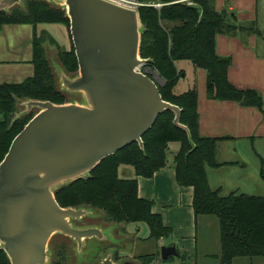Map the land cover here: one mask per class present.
Instances as JSON below:
<instances>
[{
	"label": "trees",
	"instance_id": "1",
	"mask_svg": "<svg viewBox=\"0 0 264 264\" xmlns=\"http://www.w3.org/2000/svg\"><path fill=\"white\" fill-rule=\"evenodd\" d=\"M179 1L135 0L142 26L139 56L147 62L145 69L150 67L163 80V85L158 88L161 99L180 109L179 124L186 130L173 125V112H163L142 136V146L133 142L105 158L87 176L55 190L54 197L61 208L101 210L109 222L145 224L148 238L154 241L167 238L171 230L152 212L153 203L138 197L137 178H151L164 169L168 145L177 143L178 149L173 156L175 182L180 188L192 189L195 218L205 216L217 220L220 264H231L242 258H264V197L237 193L223 196L220 190L210 189L206 169L225 165L216 162L215 152L217 144L227 138H208L199 134L195 87L180 94L174 91L183 77L175 64L187 61L194 70L205 72L208 98L263 111L262 99L256 91L240 90L229 83L230 61L215 52V37L219 33H257L258 30L256 24L249 28L236 26L226 11L215 10L214 0H194V6ZM155 4L160 7L155 8ZM39 24L64 25L69 32L65 11L50 7L42 0L27 2L24 11L12 8L10 14L0 12V28L3 25L36 27ZM41 44V39L34 34L31 61L34 72L31 77L18 84H0V162L12 140L34 116L28 113L15 118L18 100L48 101L56 105L68 102L54 85V76ZM58 60L66 72H77L72 42L68 51H58ZM121 166L132 168L134 177H120ZM138 259L142 264H150L153 256ZM172 260L174 257H169L164 263ZM0 264H9L2 250Z\"/></svg>",
	"mask_w": 264,
	"mask_h": 264
},
{
	"label": "water",
	"instance_id": "2",
	"mask_svg": "<svg viewBox=\"0 0 264 264\" xmlns=\"http://www.w3.org/2000/svg\"><path fill=\"white\" fill-rule=\"evenodd\" d=\"M69 20L77 72H58L60 90L82 102L56 105L28 100L29 120L0 162V250L9 264H46L52 236L63 235L80 252L85 240L108 241L101 230L75 223L89 208H61L54 191L87 176L102 160L141 138L165 111L179 124L180 109L161 99L163 80L140 58L138 10L112 0H56ZM21 0H0V12ZM233 13L229 14L232 19ZM163 246L160 259L177 257ZM100 264H113L111 254Z\"/></svg>",
	"mask_w": 264,
	"mask_h": 264
},
{
	"label": "crops",
	"instance_id": "3",
	"mask_svg": "<svg viewBox=\"0 0 264 264\" xmlns=\"http://www.w3.org/2000/svg\"><path fill=\"white\" fill-rule=\"evenodd\" d=\"M214 7L217 12L226 11L228 15L233 13L229 20H233L238 27L249 28L256 24L257 33L235 31L216 35L215 52L230 61L227 70L229 83L240 90L256 91L262 99L263 111L232 101L208 98L205 72L194 70L187 61L175 64L177 70L183 72L176 88L183 93L195 87L198 131L201 136L227 138L217 144L215 152L216 162L225 165L206 169L210 189L220 190L223 196L237 193L264 197V0H214ZM19 26L31 28L24 32L27 33L24 47H18V30H10ZM34 34L41 39L44 52L43 44L47 41L51 45L57 42V54L59 50L68 51L71 47L70 34L64 25H3L0 28V84H18L33 75L31 61ZM224 153L230 159L219 161L218 154ZM123 168L131 169V172H125L126 179L134 177L133 169L126 166L119 168V175ZM137 194L139 198L153 203L152 212L159 215L162 224L171 230L169 237L159 241L166 240L168 242L165 246H174L178 253L176 258L181 255L183 261L189 258L194 261L191 264H204L212 244L207 234L208 229L214 225V218H195L192 189L177 186L173 160L172 163L167 161L166 167L154 173L151 178L138 177ZM200 235L203 236L199 241ZM214 257L220 264L219 254ZM245 259L250 262H242ZM231 264H264V258L236 259Z\"/></svg>",
	"mask_w": 264,
	"mask_h": 264
},
{
	"label": "rangeland",
	"instance_id": "4",
	"mask_svg": "<svg viewBox=\"0 0 264 264\" xmlns=\"http://www.w3.org/2000/svg\"><path fill=\"white\" fill-rule=\"evenodd\" d=\"M36 1V0H21L19 5H15L12 8H17L21 10H25L27 2ZM50 7H59L61 4L56 0H42ZM132 4L130 5L134 9H138V4L135 0H128ZM176 1V0H174ZM179 2H183L188 6H194V0H180ZM159 5L160 4H155ZM11 8V9H12ZM159 8V7H155ZM11 9L7 11H3L5 14H10ZM10 30H18V47H24L27 43V38L25 37L28 30H31L29 26H19L17 29L11 28ZM6 38L8 36L6 35ZM11 38L13 36L11 35ZM71 41V39H70ZM56 41L51 45L48 41L43 44L45 49L46 58L50 69L54 76V85L60 90V83L58 78V72L65 73L66 76L71 77L76 74V72L68 73L61 66L58 60V54L56 49ZM64 45V44H63ZM145 67L140 68L142 73L145 72ZM177 86V85H176ZM61 91V90H60ZM176 94H180L181 92L175 87L174 89ZM65 98H67L68 102H82V98L79 94H68L61 91ZM26 101L18 100L17 112L15 113L16 117L23 116L25 106L24 103ZM38 112L37 108H32L30 114L35 115ZM189 143L194 148V144L189 139ZM178 149L177 143H170L168 145L167 152V161L168 163H172L173 156ZM229 155H232L230 153ZM227 155L218 154L219 161L230 159L226 157ZM230 157V156H229ZM126 171L131 172L129 168H123L120 171V175L123 178L127 177ZM92 217L82 219V221L75 223L76 226H92L97 227L101 232L108 236V241H98L96 239L85 240L80 252L76 248V244L70 240L69 238L56 234L51 237L47 252V263L46 264H100L101 260H103L107 254H111V261L113 264H142V260L138 259L141 256L152 255L153 260L150 264H191L194 263L193 260H182L181 258L174 257V261H170L168 263H164L163 260L160 259V249L165 246L164 244L168 241H154L149 236L148 228L145 224H132V223H114L106 220L104 213L101 210L90 209L89 210ZM213 226L208 229L207 238L209 241L212 240L211 246L208 249V257L204 264H218L216 255L219 254V237H218V223L216 219H212ZM199 236V241L201 237ZM196 260V259H195ZM204 261V260H203ZM242 262L249 263V260H243ZM255 262V260L253 261ZM200 264V263H199Z\"/></svg>",
	"mask_w": 264,
	"mask_h": 264
},
{
	"label": "built area",
	"instance_id": "5",
	"mask_svg": "<svg viewBox=\"0 0 264 264\" xmlns=\"http://www.w3.org/2000/svg\"><path fill=\"white\" fill-rule=\"evenodd\" d=\"M114 2H117L119 4L128 5L130 6L132 3L128 0H112ZM154 7H160L159 5H154Z\"/></svg>",
	"mask_w": 264,
	"mask_h": 264
}]
</instances>
